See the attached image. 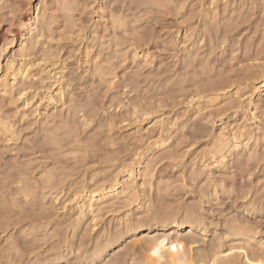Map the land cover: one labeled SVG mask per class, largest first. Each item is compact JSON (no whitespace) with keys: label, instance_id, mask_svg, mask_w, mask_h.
Instances as JSON below:
<instances>
[{"label":"rangeland","instance_id":"obj_1","mask_svg":"<svg viewBox=\"0 0 264 264\" xmlns=\"http://www.w3.org/2000/svg\"><path fill=\"white\" fill-rule=\"evenodd\" d=\"M18 1L0 3L33 19L0 41V69L24 41L34 80L0 92V264H182L192 248L264 264V0ZM239 130L244 145L216 154Z\"/></svg>","mask_w":264,"mask_h":264},{"label":"bare ground","instance_id":"obj_2","mask_svg":"<svg viewBox=\"0 0 264 264\" xmlns=\"http://www.w3.org/2000/svg\"><path fill=\"white\" fill-rule=\"evenodd\" d=\"M1 1V0H0ZM7 2H9V3H11V2H14V0L13 1H11V0H7ZM7 2H5L6 4H7ZM19 3H20V0L18 1ZM23 2V1H22ZM239 2V1H238ZM15 3H17V2H15ZM261 3V2H260ZM264 3V2H263ZM262 3V4H263ZM11 5V4H10ZM18 5L19 4H17L16 6H17V9H18ZM21 5H23L22 3H21ZM119 5V4H118ZM124 5V4H123ZM264 5V4H263ZM12 6H13V4H12ZM16 6H14V7H16ZM24 6V5H23ZM22 6V7H23ZM257 6V5H256ZM12 8V7H9L8 5H4V3L2 4V3H0V31H1V33H0V41H6L7 39H10V37H11V39H12V44L9 46V48H13L14 46H13V44L14 43H16V42H19V39H24V37H23V35H22V33L21 32H23V30L22 29H25L26 27H28L29 26V23L32 21V19L33 18H31L30 17V15L28 14L29 13V10L26 8V7H29V6H27V4H26V7H19L20 9H18V10H15V8ZM117 7V6H116ZM123 7V6H122ZM118 8V7H117ZM124 8V7H123ZM122 9V8H121ZM5 10L7 11V12H5ZM114 10V9H113ZM243 10V9H242ZM241 10V11H242ZM3 11H4V13H3ZM117 11V10H116ZM132 11V10H131ZM203 11V10H202ZM201 11V12H202ZM200 12V11H199ZM207 13V12H206ZM211 13V12H210ZM236 13V12H235ZM213 14V13H212ZM234 14V13H233ZM113 15V14H112ZM116 15V14H115ZM124 15V14H123ZM202 15V14H201ZM210 15V14H209ZM114 16V15H113ZM196 16V15H195ZM233 16V15H232ZM248 16H250V15H248ZM112 17V16H111ZM115 17V16H114ZM205 17V16H204ZM38 18V17H37ZM201 18V17H200ZM236 18V17H235ZM246 18H249V17H246ZM16 19H19L20 21H21V29L19 30V31H17V32H15L13 29V25H14V22H15V20ZM119 19V18H118ZM237 19V18H236ZM122 20V19H121ZM244 20H246V19H244ZM118 21V20H117ZM124 21V20H123ZM204 21V20H203ZM235 21H237V20H235ZM239 21V20H238ZM242 21V20H241ZM243 22V21H242ZM231 23V22H230ZM235 23V22H234ZM233 23V24H234ZM240 23V22H239ZM238 23V24H239ZM248 23V22H247ZM114 24V23H113ZM232 24V23H231ZM230 24V26H232ZM236 24H237V22H236ZM239 25H241V24H239ZM239 25H237V26H239ZM121 26V25H120ZM226 26H227V24H226ZM236 26V27H237ZM235 27V26H234ZM228 28V27H227ZM35 29V28H34ZM41 30V29H40ZM33 31H35V30H33ZM228 32H229V30H228ZM31 35L30 36H32V34L33 33H31V32H29ZM235 33V32H234ZM215 34V33H214ZM233 34V33H232ZM9 35H11V36H9ZM37 36V35H36ZM39 36V35H38ZM44 36V35H43ZM30 38V37H29ZM35 38V37H34ZM37 38V37H36ZM35 38V39H36ZM40 38V37H39ZM38 38V39H39ZM25 39H27V37H25ZM25 39H24V41H25ZM37 40V39H36ZM24 41H21V43H20V49H19V54H18V56L17 55H12L10 58H8V60L5 62V65L3 66V68L2 69H0L1 71H2V74H3V79H2V81L0 80V92H9V91H11V89H12V85L10 84L11 82H13V83H15V82H18V83H20L21 82V86L23 85V86H27L26 84H27V81H30V80H32L33 78H34V76L32 77L31 76V73H30V62H29V60H30V58L28 59V55L30 56L31 54V52H33V51H29V50H27V51H29L30 53L28 54L27 52H26V48H27V45L24 43ZM33 41V40H32ZM9 42V41H8ZM33 42H37V41H33ZM50 43V42H49ZM32 46H33V44H31ZM31 46V47H32ZM35 46V45H34ZM36 47V46H35ZM46 47V46H45ZM34 50H35V48L34 47H32ZM32 48H30V49H32ZM5 49V48H4ZM29 49V48H28ZM37 49V48H36ZM7 50H8V48H7ZM6 51V50H5ZM37 51V50H36ZM47 51V50H46ZM53 51V50H52ZM36 53V52H35ZM44 53V52H43ZM39 53H36V55H38ZM2 55V54H1ZM47 55V54H46ZM32 56V55H31ZM53 56V55H52ZM51 56V57H52ZM55 56V55H54ZM137 56V55H136ZM9 57V56H8ZM33 57H35V56H33ZM37 57H39V56H37ZM58 57V56H57ZM28 59V60H27ZM35 59H36V57H35ZM39 59V58H38ZM53 60H54V58H52ZM57 59V58H56ZM55 61V60H54ZM53 61V62H54ZM56 61H58V60H56ZM34 62V61H33ZM50 62V61H49ZM49 62H47V63H49ZM39 63V62H38ZM51 63V62H50ZM32 64V63H31ZM64 64V63H63ZM1 65V64H0ZM33 65V64H32ZM39 65H40V63H39ZM47 65L48 64H46V67H47ZM51 65V64H50ZM59 65H60V63H59ZM104 66V65H103ZM39 67V66H38ZM52 69H49L50 71V74H53V71H55V73H54V76H56V75H58L59 76V72H57L56 73V70H58L57 68H58V65H57V63H54V64H52ZM98 67V66H97ZM249 67V66H248ZM247 67V68H248ZM50 68V67H49ZM62 68V67H61ZM63 68H65V66L63 67ZM93 68V67H92ZM253 68V67H252ZM251 68V69H252ZM36 69H37V67H36ZM43 69V68H42ZM66 69V68H65ZM106 69V68H105ZM249 69V68H248ZM48 70V69H47ZM77 70V69H76ZM83 70V69H82ZM94 70V69H93ZM109 70V69H108ZM107 70V71H108ZM42 71V70H41ZM59 71H60V69H59ZM61 71H63L62 69H61ZM78 71V70H77ZM76 71V72H77ZM98 71H99V68H98ZM101 71V70H100ZM99 71V72H100ZM262 71H264V69L262 70ZM262 71H261V73L260 74H262ZM89 72V71H88ZM106 72V71H105ZM246 72V71H245ZM252 72V71H251ZM45 73V72H44ZM92 73V72H91ZM249 73L250 72H248V73H244V74H240V75H238V76H236L235 78L237 79V81H233L234 82V84H236V85H238L239 84V82L238 81H244V82H246V81H250V80H252V79H254L256 76L254 75V78H251V76L249 75ZM49 74V75H50ZM72 74V73H71ZM74 74V73H73ZM106 74V73H105ZM110 74V73H109ZM109 74H107V75H109ZM246 74H248V75H246ZM253 74V73H252ZM255 74V73H254ZM32 75H37V74H34V73H32ZM63 75V74H62ZM88 75V74H87ZM100 75V74H99ZM182 75V74H181ZM51 76V75H50ZM86 76V75H85ZM39 77V76H38ZM64 77H65V71H64ZM67 77V76H66ZM73 77V76H72ZM101 77V76H100ZM180 77H182V76H180ZM32 78V79H31ZM54 78V77H53ZM59 78H62V76L61 77H59ZM69 78H71V77H69ZM184 78V77H183ZM76 79V78H75ZM101 79V78H100ZM235 79V80H236ZM34 80V79H33ZM45 80V79H44ZM55 80H56V78H55ZM68 80V79H67ZM184 80V79H183ZM182 80V81H183ZM258 80H260L261 81V83L263 84V87H264V73L262 74V76H260V77H256L254 80H252L254 83H255V81H258ZM69 81V80H68ZM95 81V80H94ZM34 82V81H33ZM41 82V81H40ZM59 82H61V80L59 81ZM57 80H56V84L57 83H59ZM64 82H65V80H64ZM70 82V81H69ZM68 82V83H69ZM73 82V81H72ZM221 82V81H220ZM23 83V84H22ZM32 83V81H30V84ZM35 83V82H34ZM42 83V82H41ZM99 83V82H98ZM106 83V82H105ZM182 83V82H181ZM229 83H231V82H229L228 80H227V82L225 81V82H223V83H219V84H216V86L214 85H210V86H206V87H208V88H206V89H203L204 90V93L205 94H207L206 92H211V93H213V94H215V93H217V92H220V93H222L221 91H225V90H227L229 87H230V85H229ZM238 83V84H237ZM241 83V82H240ZM248 83V82H247ZM246 83V84H247ZM29 84V83H28ZM29 84V85H30ZM37 84V83H36ZM63 83H61V85H62ZM212 84V83H211ZM233 83L231 84V85H234ZM242 84V83H241ZM37 85H39V84H37ZM41 85V84H40ZM60 85V84H59ZM65 85V84H64ZM102 85V84H101ZM257 85V84H256ZM42 86V85H41ZM40 86V87H41ZM63 86V85H62ZM65 86H67V85H65ZM14 87V86H13ZM30 87V86H29ZM34 87V86H33ZM39 87V86H38ZM232 87V86H231ZM242 87V86H241ZM254 87H255V84H254ZM257 87V86H256ZM24 89L26 88V87H23ZM31 88V87H30ZM29 88V89H30ZM60 88V87H59ZM58 88V89H59ZM204 88V87H203ZM23 89V90H24ZM62 89V88H61ZM61 89H59L58 91H60V93L59 92H57L56 93V95H59V94H61L62 93V91H61ZM77 89V88H76ZM84 89V88H83ZM230 89V88H229ZM228 89V90H229ZM28 90V89H27ZM57 90V89H56ZM63 90V89H62ZM167 90V89H166ZM165 90V91H166ZM256 90V89H255ZM18 91H19V89H18ZM21 91V90H20ZM19 91V92H20ZM25 91V90H24ZM98 91V90H97ZM168 91V90H167ZM22 92V91H21ZM171 92V91H170ZM196 92H197V90H196ZM203 92V91H202ZM89 93V92H88ZM8 94V93H7ZM20 94V93H19ZM52 94H54V93H52ZM51 94V95H52ZM80 94V93H79ZM166 94H167V92H166ZM170 94V93H169ZM192 94V93H191ZM213 94H211V95H213ZM223 94V93H222ZM22 95H23V92H22ZM21 95V96H22ZM26 95V94H25ZM50 95V96H51ZM90 95V94H89ZM168 95V94H167ZM185 95V94H184ZM197 95V94H196ZM210 95V94H209ZM2 96V95H1ZM12 96V95H11ZM14 96V95H13ZM92 96V95H91ZM170 96V95H169ZM220 96V95H219ZM208 97V96H207ZM213 97V96H212ZM13 98V97H12ZM57 98V97H56ZM211 98V97H210ZM215 100H217L218 98L215 96ZM77 99V98H76ZM91 99V98H90ZM93 99V98H92ZM91 99V100H92ZM250 99V98H249ZM12 100V99H11ZM14 100V99H13ZM24 100V99H23ZM51 100H53V98H52V96H51ZM55 101V100H54ZM53 101V102H54ZM56 101H57V99H56ZM95 101V100H94ZM198 101V100H197ZM5 102V101H4ZM12 102V101H11ZM52 102V101H51ZM78 102V101H77ZM90 102V101H89ZM201 102V101H200ZM70 104V103H69ZM74 104V103H73ZM81 104V103H80ZM175 104V103H174ZM200 104V103H199ZM198 104V105H199ZM91 105V104H90ZM74 106V105H73ZM190 106V105H189ZM194 106V105H193ZM197 106V105H196ZM200 106V105H199ZM70 107V106H69ZM4 108V107H3ZM72 108V107H71ZM77 108V107H76ZM237 108V107H236ZM5 109H6V107H5ZM70 109V108H69ZM230 109H232V108H230ZM3 110V109H2ZM8 114V113H7ZM0 115H2V114H0ZM244 115V114H243ZM9 116V115H8ZM4 118V117H3ZM3 118H2V120H3ZM8 118V117H7ZM6 118V119H7ZM248 118V117H247ZM243 119H245V118H243ZM5 120V119H4ZM3 120V121H4ZM8 120V119H7ZM12 120V119H11ZM6 121V120H5ZM49 122V121H48ZM247 122H248V120H247ZM5 123H7V122H5ZM10 123H12V122H10ZM46 123H47V121H46ZM246 123V122H245ZM160 124V123H159ZM0 125H2V124H0ZM44 125V124H43ZM50 125V124H49ZM161 125V124H160ZM159 125V126H160ZM164 125V124H163ZM243 125V124H242ZM8 126V128H12V127H9V124L7 125ZM7 126H4V127H7ZM11 126V125H10ZM51 126V125H50ZM167 126V125H166ZM200 126V125H199ZM3 127V128H4ZM49 127V126H48ZM52 127V126H51ZM54 127V126H53ZM149 127H150V125H149ZM148 127V128H149ZM173 127V126H172ZM235 127V126H234ZM244 127H246V125H244ZM243 127V128H244ZM196 128V127H195ZM237 128H239V127H237ZM150 129V128H149ZM184 129V128H183ZM242 129V128H241ZM245 129V128H244ZM196 130V129H195ZM237 130V129H236ZM9 131V130H8ZM10 131H11V129H10ZM194 131V130H193ZM235 131V130H234ZM242 131H244V130H242ZM242 131H240L239 130V133H238V131L236 132V133H238L236 136H233V138L230 140V141H227V143H224V144H222V145H220L219 146V152H216V154L217 153H220L221 155H225V154H227V153H230L231 152V150L232 149H234V150H236L237 151V149L240 147V146H242V145H244V142H245V140L246 139H244V138H247V136L249 135L248 133V135L246 134V133H242ZM51 132V131H50ZM49 132V133H50ZM170 132V131H169ZM202 132V131H201ZM244 132H246V131H244ZM11 133V132H10ZM205 133V132H204ZM14 134V133H13ZM46 134V133H45ZM150 134V133H149ZM152 134V133H151ZM159 134V133H158ZM185 134V133H184ZM51 135V134H50ZM196 135V134H195ZM235 135V134H234ZM53 136H54V133H53ZM226 136V135H225ZM52 137V136H51ZM197 137V136H196ZM162 138V137H161ZM45 139V138H44ZM51 139V138H50ZM55 138H52V141L54 140ZM160 139V138H159ZM205 139V138H204ZM47 140H48V137H47ZM57 140V139H56ZM139 140V139H138ZM51 141V140H50ZM54 142V141H53ZM53 142H51V143H53ZM63 142V141H62ZM230 142V143H229ZM44 143H46V141L44 142ZM55 143H57L56 141H55ZM39 144H41V143H39ZM49 144V143H48ZM156 144V143H155ZM53 145V144H52ZM51 145V146H52ZM56 145V144H55ZM157 145V144H156ZM54 146V145H53ZM58 146L60 147V145L58 144ZM57 146V147H58ZM211 146V145H210ZM214 146V145H213ZM217 147V146H216ZM214 148V147H213ZM59 148H57V150H58ZM60 150V149H59ZM213 150V149H212ZM216 151V150H215ZM217 151H218V148H217ZM233 151V150H232ZM208 152V151H207ZM202 155V154H201ZM212 157H214L215 158V155H212ZM218 157V156H217ZM208 158V157H207ZM204 159V158H203ZM222 159V158H221ZM222 161V160H221ZM148 163V162H147ZM133 164H134V162H133ZM150 164V163H149ZM206 165V164H205ZM147 166V165H146ZM132 169V168H131ZM134 170V169H133ZM194 173V172H193ZM125 174V173H124ZM130 174V171L128 172V175ZM151 174V173H150ZM149 174V175H150ZM148 175V176H149ZM192 175V174H191ZM49 177V176H48ZM150 177H151V175H150ZM49 179V178H48ZM46 180V179H45ZM49 181V180H48ZM112 181V180H111ZM149 183V182H148ZM50 184V183H49ZM51 186H52V184H51ZM117 186H118V184H114V185H112L111 187H110V189L108 190V193L109 192H112V191H115L116 190V188H117ZM151 186V185H150ZM27 188H29L28 186H27ZM47 188H50V187H47ZM31 189V188H30ZM23 190V189H22ZM32 190V189H31ZM106 190V189H105ZM128 190V189H127ZM134 190V189H133ZM30 191V190H29ZM81 191V190H80ZM130 191V190H129ZM34 192V191H33ZM35 193V192H34ZM147 193V192H146ZM144 194V193H143ZM37 195V194H36ZM97 194H95V196L94 197H97L96 196ZM104 195H107L106 193H104ZM104 195H103V198H104ZM111 195V194H110ZM170 195V194H169ZM121 196V195H120ZM33 197H34V195H33ZM93 197V198H94ZM98 197H101V196H98ZM32 198V197H31ZM102 198V199H103ZM96 199V198H95ZM100 199V198H99ZM101 199V200H102ZM134 200V199H133ZM162 200V199H161ZM165 200V199H164ZM91 202V201H90ZM148 202V201H147ZM77 203V202H76ZM88 203V202H87ZM168 203V202H167ZM160 204V203H159ZM171 204V203H170ZM88 206H90V205H88ZM165 206V205H164ZM170 206V205H169ZM174 206V205H173ZM151 207V206H150ZM149 207V208H150ZM170 207H172V206H170ZM169 207V208H170ZM192 207V206H191ZM3 208V207H2ZM175 208V207H174ZM177 208V207H176ZM188 208V207H187ZM10 209V208H9ZM192 209V208H191ZM5 211V210H4ZM9 211V210H8ZM139 211V210H138ZM170 211V210H169ZM150 212V211H149ZM194 212V211H193ZM97 213V212H96ZM133 213V212H132ZM139 213V212H138ZM148 213V212H147ZM158 213V212H157ZM165 213H166V211H165ZM7 214V213H6ZM190 214V213H189ZM31 215V214H30ZM34 215V214H33ZM83 215V214H82ZM156 215V214H155ZM174 215V214H173ZM97 216V215H96ZM126 216V215H125ZM160 216V215H159ZM12 217V216H11ZM240 217V216H239ZM135 218V217H134ZM9 219H10V217H9ZM13 220V219H12ZM121 220V219H120ZM200 220V219H199ZM188 221V220H187ZM21 222H23V221H21ZM120 222V221H119ZM199 222V221H198ZM233 222V221H232ZM3 223V222H2ZM155 224V223H154ZM197 223L193 220H191L190 222L188 221V222H185V221H180V220H173V221H171L168 225V227H170L171 229H177L178 230V232H181V231H183V230H189V232L188 233H193L192 231L193 230H195L196 229V227H197V225H196ZM5 225V224H4ZM16 225V224H15ZM236 225V224H235ZM243 226V225H242ZM0 227H2V226H0ZM13 227V226H12ZM117 227V226H116ZM164 227H166V226H164ZM240 227H241V224H240ZM239 227V228H240ZM140 228V227H139ZM251 228V227H250ZM141 229V228H140ZM234 229V228H233ZM3 230V229H2ZM136 230V229H135ZM148 230V229H147ZM166 230V229H165ZM140 231H142V230H140ZM255 231V230H254ZM134 232V231H133ZM177 232V231H176ZM243 232V231H242ZM179 234V233H178ZM108 235V234H107ZM189 235V234H188ZM194 236V235H193ZM247 236V235H246ZM55 237V236H54ZM100 237V236H99ZM144 237V236H143ZM180 237V236H179ZM178 237V238H179ZM188 237V236H187ZM177 238V239H178ZM184 238V237H183ZM250 238V237H249ZM66 239V238H65ZM69 239V238H68ZM181 239V238H180ZM219 239V238H218ZM71 240V239H70ZM98 241V240H97ZM149 241V240H148ZM180 241V240H179ZM189 241V240H188ZM187 241V242H188ZM68 242V241H67ZM132 242V241H131ZM178 242V241H177ZM146 243V242H145ZM149 243V242H148ZM173 243V242H172ZM180 243V242H179ZM182 243V242H181ZM184 243H185V241H184ZM194 243V242H193ZM11 244V243H10ZM13 244V243H12ZM213 244V243H212ZM26 245H27V243H26ZM65 245V244H64ZM97 245V244H96ZM134 245V244H133ZM151 245V244H150ZM176 245V244H175ZM174 245V246H175ZM182 245V244H181ZM187 245V244H186ZM191 245V244H190ZM219 245V244H218ZM54 246V245H53ZM112 246H113V244H108L106 247H105V249L102 251V252H100L99 254H97L96 255V259H101L102 257H104V255H107V253L112 249ZM121 246V245H120ZM127 246V245H126ZM129 246V245H128ZM142 246V245H141ZM152 246V245H151ZM171 246V245H170ZM169 246V247H170ZM188 246V245H187ZM193 245H191V247H192ZM10 247V246H9ZM133 247V246H132ZM143 247V246H142ZM150 247V246H149ZM56 248V247H55ZM125 248V247H124ZM31 249V248H30ZM59 249V248H58ZM79 249V248H78ZM139 249V248H138ZM149 249V248H148ZM174 249V248H173ZM189 249H191V248H189ZM221 249V248H220ZM11 250H13V249H11ZM17 250V249H16ZM36 250V249H35ZM34 250V251H35ZM50 250V249H49ZM52 250H54V249H52ZM88 250V249H87ZM95 250V249H94ZM133 250V249H132ZM151 250H153V249H151ZM150 250V251H151ZM184 250V249H183ZM186 250V249H185ZM184 250V251H185ZM198 250V249H197ZM28 251V250H27ZM67 251V250H66ZM79 251V250H78ZM187 251H188V249H187ZM49 252V251H48ZM52 252V251H51ZM82 252H83V250H82ZM86 252V251H85ZM118 252V251H117ZM124 252V251H123ZM152 252V251H151ZM135 253V252H134ZM138 253H140L139 251H138ZM145 253V252H144ZM177 253V252H176ZM40 254V253H39ZM77 254H79V253H77ZM95 254V253H94ZM128 254V253H127ZM149 254V253H148ZM161 254H163L162 252H161ZM181 254V253H180ZM223 253L220 251H218V250H214V248L213 249H211V248H204V249H200V250H198V251H196V252H194V249L192 248L191 250H189L188 252H184V254H182L183 256H184V258H185V260L183 259L182 261H180L182 264H208L207 262L208 261H206V263H205V261H203V259L204 258H206L207 256H208V259H210V263L209 264H215L220 258H221V255H222ZM81 255V254H80ZM126 255V254H125ZM150 255V254H149ZM152 255H154V253H152ZM152 255H151V257H152ZM165 255V254H164ZM205 256L204 258H203V256ZM19 256V255H18ZM87 256V255H86ZM86 256H84V257H86ZM130 256V255H129ZM162 256V255H161ZM166 256V255H165ZM168 256V255H167ZM173 256V255H172ZM177 256H178V253H177ZM182 256V257H183ZM259 256L260 257H264V253L263 254H259ZM62 257V256H61ZM80 257V256H79ZM88 257V256H87ZM164 257V256H163ZM179 257H181V255L180 256H178V258ZM20 258V257H19ZM45 258V257H44ZM113 258V257H112ZM153 258H155L154 256H153ZM158 258V257H157ZM223 258V257H222ZM221 258V259H222ZM225 258V257H224ZM227 258V257H226ZM233 258V257H232ZM21 259V258H20ZM79 259V258H78ZM127 259H129V258H127ZM145 259V258H144ZM161 260L162 258H160V256H159V258H158V260ZM165 259V258H164ZM170 259V258H169ZM173 259V258H172ZM181 259V258H180ZM179 259V260H180ZM137 260V259H136ZM146 260V259H145ZM153 260V259H152ZM155 260V259H154ZM171 260V259H170ZM170 260L168 261V262H170ZM224 260V259H223ZM46 261V260H45ZM124 261V260H123ZM128 261V260H127ZM135 261V260H134ZM133 261V262H134ZM165 261V260H164ZM197 261H200V262H197ZM42 262V261H41ZM97 262V261H96ZM147 262H148V260H147ZM151 262V261H150ZM155 262V261H154ZM159 262V261H158ZM157 262V263H158ZM172 262V263H171ZM170 263L171 264H178L179 263V261L177 260V259H173V261H171ZM248 262L249 263H251V261H249L248 260ZM124 263V262H123ZM136 263V262H135ZM134 263V264H135ZM144 263V262H143ZM165 263V262H164ZM167 263V262H166ZM165 263V264H166ZM262 263V261L261 260H259L256 264H261ZM41 264V263H40ZM153 264V263H152ZM156 264V263H155ZM158 264H162L161 262L160 263H158Z\"/></svg>","mask_w":264,"mask_h":264}]
</instances>
